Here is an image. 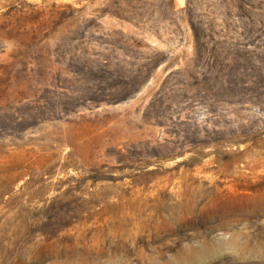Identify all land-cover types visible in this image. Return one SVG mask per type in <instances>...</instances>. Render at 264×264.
Listing matches in <instances>:
<instances>
[{
	"label": "rangeland",
	"instance_id": "374dc122",
	"mask_svg": "<svg viewBox=\"0 0 264 264\" xmlns=\"http://www.w3.org/2000/svg\"><path fill=\"white\" fill-rule=\"evenodd\" d=\"M192 21L261 45L264 0H0V264H264V96L205 94Z\"/></svg>",
	"mask_w": 264,
	"mask_h": 264
},
{
	"label": "trees",
	"instance_id": "16d2710c",
	"mask_svg": "<svg viewBox=\"0 0 264 264\" xmlns=\"http://www.w3.org/2000/svg\"><path fill=\"white\" fill-rule=\"evenodd\" d=\"M195 39V62L208 66V74L198 85L205 86V94L221 103L236 104L264 96V41L261 45L236 41L229 37H206L207 34L199 24L192 21ZM134 47L145 48L142 41L133 40ZM228 46V47H227ZM148 49H150L148 47ZM205 55L208 58H204ZM206 56V57H207ZM126 58L132 60L121 68H115L113 61L105 59L102 72H92L91 78L97 83L101 93L100 99L112 103L130 100L141 91L149 78V70L153 64L151 57L138 56L127 47ZM135 61V62H134Z\"/></svg>",
	"mask_w": 264,
	"mask_h": 264
}]
</instances>
